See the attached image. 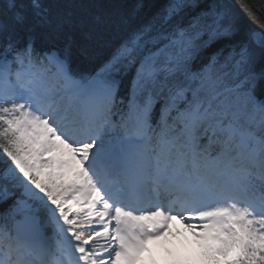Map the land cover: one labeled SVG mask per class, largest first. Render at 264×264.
<instances>
[{"label":"snow or ice","instance_id":"6c2138e0","mask_svg":"<svg viewBox=\"0 0 264 264\" xmlns=\"http://www.w3.org/2000/svg\"><path fill=\"white\" fill-rule=\"evenodd\" d=\"M237 4L4 0L0 264H140L175 221L200 264H264V0Z\"/></svg>","mask_w":264,"mask_h":264},{"label":"rangeland","instance_id":"374dc122","mask_svg":"<svg viewBox=\"0 0 264 264\" xmlns=\"http://www.w3.org/2000/svg\"><path fill=\"white\" fill-rule=\"evenodd\" d=\"M190 231V239H187V242L191 243V248H195L197 247L198 249L199 247V242L196 240L195 237H193V234ZM162 243V242H161ZM157 261L154 264H180L179 261V255L175 254V255H168L160 250L157 251ZM140 264H149L146 261H141Z\"/></svg>","mask_w":264,"mask_h":264},{"label":"trees","instance_id":"16d2710c","mask_svg":"<svg viewBox=\"0 0 264 264\" xmlns=\"http://www.w3.org/2000/svg\"><path fill=\"white\" fill-rule=\"evenodd\" d=\"M128 2L129 3H133L134 0H128ZM146 2H148V0H146ZM231 2L233 4H236L237 5V10L240 11L239 6L237 4V0H231ZM3 3H4V0H0V5H2ZM240 14L243 17V20H244V22H245V24L247 26H249V27H257L256 23H254L253 21L249 20L248 17L246 15H244V13L242 11H241ZM262 19H264V18H262Z\"/></svg>","mask_w":264,"mask_h":264}]
</instances>
